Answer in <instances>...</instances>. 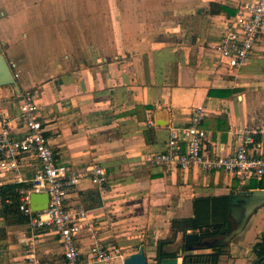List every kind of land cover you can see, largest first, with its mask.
<instances>
[{
    "label": "crops",
    "instance_id": "obj_1",
    "mask_svg": "<svg viewBox=\"0 0 264 264\" xmlns=\"http://www.w3.org/2000/svg\"><path fill=\"white\" fill-rule=\"evenodd\" d=\"M251 1L0 0L2 56L17 83L0 87V124L10 120L20 135L21 97L30 91L58 161L75 171L95 164L108 171L104 189L84 179L68 195L71 211L82 207L88 213L78 238L84 264H104L89 258L94 238L119 250L107 264H124L141 247L148 264H157L161 241L172 237V221L194 217V200H240L246 199L241 193L264 190V178L241 183L224 172L164 171L143 162L149 153L165 151L170 128L187 126L201 106L207 111V148L230 154L239 131L248 129L257 133L253 154H264V28L236 73L216 71L210 49L238 7ZM214 4L225 10L213 14ZM27 163L21 181L0 189L28 187L40 165ZM3 211L0 197V264H29L31 245L43 264L63 263L54 231L32 233L28 222L8 224ZM238 214L229 209L231 230ZM184 237L178 234L162 248L166 258L183 249L177 262L183 264ZM263 237L264 204L218 264H258L254 247Z\"/></svg>",
    "mask_w": 264,
    "mask_h": 264
},
{
    "label": "built area",
    "instance_id": "obj_2",
    "mask_svg": "<svg viewBox=\"0 0 264 264\" xmlns=\"http://www.w3.org/2000/svg\"><path fill=\"white\" fill-rule=\"evenodd\" d=\"M264 28V0H255L240 5L234 17L226 22V28L219 41L211 44L216 71L236 73L252 56ZM207 111L204 107L192 110L189 124L171 127L165 151L151 152L143 159L145 165L160 168L189 170L200 168L206 173L224 172L238 178L241 183L249 180L262 181L264 178V154H253L255 131H239V144L234 152L223 154L207 148V131L203 123ZM21 133L17 135L10 127V120L0 124V184L22 180V169L38 161L40 169L27 188L20 190L21 213L28 217L32 233L52 230L63 248L64 261L61 264H84L78 245V238L88 219L87 211L77 207L73 212L67 205L70 191L82 180L104 189L109 181L107 169L95 164L86 171H75L57 159L42 122L41 107L34 95L27 91L21 97ZM33 194H47L49 203L46 210L35 212L31 208ZM117 248L105 246L94 238L89 250L93 263H110L120 256ZM29 264H43L37 257L33 245L29 246Z\"/></svg>",
    "mask_w": 264,
    "mask_h": 264
},
{
    "label": "trees",
    "instance_id": "obj_3",
    "mask_svg": "<svg viewBox=\"0 0 264 264\" xmlns=\"http://www.w3.org/2000/svg\"><path fill=\"white\" fill-rule=\"evenodd\" d=\"M213 14H218L224 8L214 4L211 6ZM27 188L24 184H8L0 189L3 202V216L8 224H23L28 222V217L20 212V190ZM236 198H234L235 200ZM233 198L230 196L206 197L194 200V217L187 219H174L171 223L172 237L161 241L157 261L166 258L162 248L174 242L178 234L186 235L188 232L198 234L196 240L186 242V252L183 264H218L226 245H214V242L228 234L232 227L229 218V209ZM211 245V247L209 246ZM211 253L194 254L195 251L209 249ZM254 252L261 259L258 264H264V237L255 245Z\"/></svg>",
    "mask_w": 264,
    "mask_h": 264
},
{
    "label": "water",
    "instance_id": "obj_4",
    "mask_svg": "<svg viewBox=\"0 0 264 264\" xmlns=\"http://www.w3.org/2000/svg\"><path fill=\"white\" fill-rule=\"evenodd\" d=\"M2 48L0 45V87H5L8 85H17L14 75L11 73L7 63L4 61L2 56ZM246 199H235L234 203L230 206L231 208H236L239 214L236 218L235 227L230 230V232L225 236L222 241H215L214 245L222 246L229 244V242L238 235L244 228L245 223L253 211L264 204V190H257L253 192L241 193ZM249 197V198H247ZM44 198V201L40 203V199ZM49 203V197L47 194H33L31 196V208L35 211L46 210ZM237 203H240L239 205ZM185 241L190 242L198 238L196 233H188L185 235ZM211 247V245H209ZM184 253L183 249L174 258H164L160 262L156 260L157 264H178V258L182 257ZM124 264H148L146 255L144 253V248L141 247L139 251L135 254L130 255L124 261Z\"/></svg>",
    "mask_w": 264,
    "mask_h": 264
},
{
    "label": "flooded vegetation",
    "instance_id": "obj_5",
    "mask_svg": "<svg viewBox=\"0 0 264 264\" xmlns=\"http://www.w3.org/2000/svg\"><path fill=\"white\" fill-rule=\"evenodd\" d=\"M237 204H239V203H237Z\"/></svg>",
    "mask_w": 264,
    "mask_h": 264
}]
</instances>
